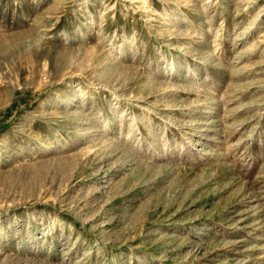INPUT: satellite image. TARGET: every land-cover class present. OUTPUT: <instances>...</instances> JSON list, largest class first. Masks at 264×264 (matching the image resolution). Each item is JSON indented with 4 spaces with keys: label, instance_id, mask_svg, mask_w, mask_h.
<instances>
[{
    "label": "rangeland",
    "instance_id": "1",
    "mask_svg": "<svg viewBox=\"0 0 264 264\" xmlns=\"http://www.w3.org/2000/svg\"><path fill=\"white\" fill-rule=\"evenodd\" d=\"M0 264H264V0H0Z\"/></svg>",
    "mask_w": 264,
    "mask_h": 264
}]
</instances>
